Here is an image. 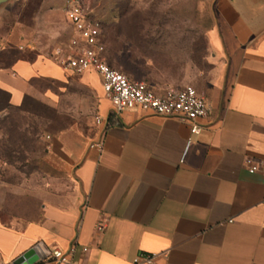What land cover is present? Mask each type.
Masks as SVG:
<instances>
[{"label":"crops","instance_id":"1","mask_svg":"<svg viewBox=\"0 0 264 264\" xmlns=\"http://www.w3.org/2000/svg\"><path fill=\"white\" fill-rule=\"evenodd\" d=\"M30 1L0 7V90L12 108L33 97L70 124L46 142L62 175L36 217L0 219V264H61L54 249H72L68 264H264V0L214 1L211 69L193 87L210 106L198 134L139 109L113 114L101 78L62 70L42 42L73 35L65 0L46 12Z\"/></svg>","mask_w":264,"mask_h":264},{"label":"rangeland","instance_id":"2","mask_svg":"<svg viewBox=\"0 0 264 264\" xmlns=\"http://www.w3.org/2000/svg\"><path fill=\"white\" fill-rule=\"evenodd\" d=\"M214 1L84 0L102 28L111 67L154 89H196L207 79L211 69L207 33L213 26ZM63 2L31 0L29 7L36 12L42 4L46 12L49 6L59 9ZM71 38V34L55 39L48 35L42 36V42L50 45L53 56L65 52ZM46 87L44 82L37 84L39 90ZM73 93L76 100L78 91ZM69 124L68 115L57 114L39 99L27 97L20 107L8 108L7 97L0 95V219L4 224L36 217L40 194L51 192L53 177L62 175L47 159L46 137Z\"/></svg>","mask_w":264,"mask_h":264},{"label":"built area","instance_id":"3","mask_svg":"<svg viewBox=\"0 0 264 264\" xmlns=\"http://www.w3.org/2000/svg\"><path fill=\"white\" fill-rule=\"evenodd\" d=\"M65 15L72 26L73 35L67 50L53 55L62 70L74 74L96 73L101 78L104 98L115 115L125 110L139 109L147 116L175 118L188 123L192 134L200 133L202 128L198 120L209 115L210 106L193 87L169 88L156 92L145 82L128 79L107 64L100 24L92 17V10L84 0H65ZM93 121L99 126L103 119L95 116ZM101 145L102 142L99 141L91 146L100 148ZM244 165L249 174L259 170V163L250 158L245 160ZM260 207L264 210V198ZM102 228L103 225L99 224L97 230ZM71 255L72 249L67 252L54 249L49 258L61 264H68ZM152 260V256L145 255L135 258L132 264H150Z\"/></svg>","mask_w":264,"mask_h":264},{"label":"trees","instance_id":"4","mask_svg":"<svg viewBox=\"0 0 264 264\" xmlns=\"http://www.w3.org/2000/svg\"><path fill=\"white\" fill-rule=\"evenodd\" d=\"M101 27V26H100ZM101 41H102V28H101ZM103 42V41H102ZM104 44V43H103ZM106 55H107V50H106V47H105V45H104V57H105V60H106V62H107V64L111 67V65L108 63V61H107V58H106ZM112 68V67H111ZM112 69H114V68H112ZM123 74V73H122ZM134 81V80H133ZM148 85V84H147ZM148 86H150V85H148ZM151 87V86H150ZM152 88V87H151ZM0 95H4V96H6L7 97V107L8 108H12L11 107V105L9 104V100H8V95L5 93V92H3V91H1L0 90ZM27 98V97H26ZM25 98V99H26ZM24 99V100H25ZM24 102V101H23ZM23 104V103H22ZM21 104V105H22Z\"/></svg>","mask_w":264,"mask_h":264},{"label":"water","instance_id":"5","mask_svg":"<svg viewBox=\"0 0 264 264\" xmlns=\"http://www.w3.org/2000/svg\"><path fill=\"white\" fill-rule=\"evenodd\" d=\"M10 1H12V0H0V7L1 6H3L4 4H6V3H8V2H10ZM38 248H40V246L38 245V246H36V250H38ZM25 260V258L24 257H22L21 259H19V260H17L16 262H15V264H19V262L20 261H24Z\"/></svg>","mask_w":264,"mask_h":264}]
</instances>
